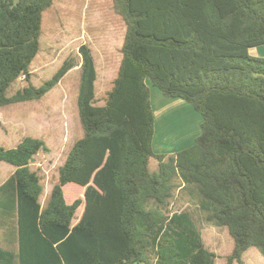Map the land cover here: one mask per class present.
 <instances>
[{
    "label": "trees",
    "instance_id": "trees-1",
    "mask_svg": "<svg viewBox=\"0 0 264 264\" xmlns=\"http://www.w3.org/2000/svg\"><path fill=\"white\" fill-rule=\"evenodd\" d=\"M53 1L0 0V109L41 98L75 67L67 60L40 88L8 97L30 75L43 12ZM112 3L126 28L118 76L98 105L95 59L81 46L84 135L44 203L45 184L32 161L48 151L45 143L27 137L15 148L0 147V162L16 168L0 187L1 225L16 251L0 247V264H216L198 220L234 238L228 264H245L252 247L264 257V58L250 55L264 45V0ZM150 85L201 114L192 146L154 152ZM68 184L85 189L71 204ZM179 197L189 206L172 212Z\"/></svg>",
    "mask_w": 264,
    "mask_h": 264
},
{
    "label": "rangeland",
    "instance_id": "rangeland-1",
    "mask_svg": "<svg viewBox=\"0 0 264 264\" xmlns=\"http://www.w3.org/2000/svg\"><path fill=\"white\" fill-rule=\"evenodd\" d=\"M125 30L123 20L113 10L112 0H54L53 5L43 12L40 51L31 63L30 75L19 79L9 89L8 97L30 85L40 88L67 60H71L75 67L41 98L0 109L1 148H15L25 138L32 137L42 140L48 149L39 153L32 162V168L41 173L45 184L42 203L58 182L59 168L65 163L72 146L84 135L77 107L83 61L80 48L86 45L92 50L98 74L96 103L104 105L120 69ZM150 86L157 109L158 134L154 152L175 154L192 146L201 133V114L186 102L185 105L175 102L168 108L163 107L155 93L169 98L158 88ZM158 166V161L152 157L151 171H157ZM15 170L10 164L0 163V184L6 182ZM82 189L79 185L68 184L65 197L78 199ZM181 198L170 207L172 212L188 208L187 201ZM82 214L83 206L77 211L73 225ZM198 226L205 246L217 254L216 264H228V257L235 246L228 230L201 220H198ZM3 229L6 230L0 217V247L8 248L3 239ZM243 259L245 264H264V257L255 247L250 248Z\"/></svg>",
    "mask_w": 264,
    "mask_h": 264
},
{
    "label": "crops",
    "instance_id": "crops-1",
    "mask_svg": "<svg viewBox=\"0 0 264 264\" xmlns=\"http://www.w3.org/2000/svg\"><path fill=\"white\" fill-rule=\"evenodd\" d=\"M250 55L251 56H253V57H257V58H264V45H262V46H258V47H254V48H251L250 49ZM155 93V92H154ZM155 95H156V98L158 99V102H160L161 103V105L164 107V106H166V108H168V107H170L171 106V104H174L175 102H177V104H186L185 103V101L183 100L182 101V99L181 100H179V98H169V99H166V98H164V97H162L161 95H158L157 93H155ZM152 106H153V111H154V115H156L157 116V109H156V107H155V104H154V101H153V93H152ZM192 106V105H191ZM164 111H165V109L163 110V112L162 113H164ZM156 116H155V123L157 124V119H156ZM156 128H157V125H156ZM157 130V129H156ZM156 134H158L157 132H155V137H154V142H153V148H154V144H155V141H156ZM0 163H2V162H0ZM8 180V179H7ZM6 181V180H5ZM5 182H3V183H1L0 184V187L4 184ZM52 190V189H51ZM65 190H66V187H65ZM84 191H85V189H82V192H80L81 193V197H83V195H84ZM51 192V191H50ZM49 192V193H50ZM66 198V197H65ZM44 199H45V197L42 199V202L44 201ZM75 200V198H70V199H67L66 198V201H67V203H69V204H71L73 201ZM186 205H188L189 206V203L187 202L186 203ZM83 212H84V206H83ZM83 215V214H82ZM82 217V216H81ZM80 217V218H81ZM79 218V219H80ZM78 219V220H79ZM75 224H77V222L75 223ZM74 224V225H75ZM4 232V229H3V231H2V233ZM1 234V233H0ZM3 239H4V241H5V235L3 236ZM5 244L7 245V242L5 241ZM3 248V247H2ZM4 249H8V250H14V251H16V248H14V246H10L9 244H8V248H4Z\"/></svg>",
    "mask_w": 264,
    "mask_h": 264
},
{
    "label": "water",
    "instance_id": "water-1",
    "mask_svg": "<svg viewBox=\"0 0 264 264\" xmlns=\"http://www.w3.org/2000/svg\"><path fill=\"white\" fill-rule=\"evenodd\" d=\"M32 162H34V159H33V161Z\"/></svg>",
    "mask_w": 264,
    "mask_h": 264
}]
</instances>
